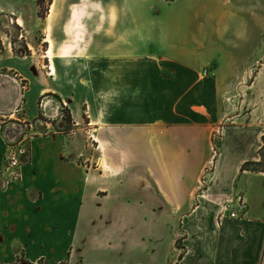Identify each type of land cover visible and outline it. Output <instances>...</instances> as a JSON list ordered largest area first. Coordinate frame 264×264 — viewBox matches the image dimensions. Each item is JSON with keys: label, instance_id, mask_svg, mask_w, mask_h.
Here are the masks:
<instances>
[{"label": "crops", "instance_id": "obj_1", "mask_svg": "<svg viewBox=\"0 0 264 264\" xmlns=\"http://www.w3.org/2000/svg\"><path fill=\"white\" fill-rule=\"evenodd\" d=\"M6 19L47 46L35 65ZM2 43L0 71L27 79L26 96L61 97L73 114L83 100L91 123L79 110L77 132L96 164L68 157L75 131L32 137L14 179L0 135L1 260L264 264V173L242 170L264 146V0H52L46 19L38 0H0Z\"/></svg>", "mask_w": 264, "mask_h": 264}, {"label": "rangeland", "instance_id": "obj_2", "mask_svg": "<svg viewBox=\"0 0 264 264\" xmlns=\"http://www.w3.org/2000/svg\"><path fill=\"white\" fill-rule=\"evenodd\" d=\"M169 1V0H168ZM6 22L10 24L9 29L4 30L11 38V41L19 42V48H21V51L26 55L27 63L28 61H31L32 65H35V62L38 61V58L40 55L44 54V51H46L45 45H42L40 48L41 51L36 52L33 49L27 45L26 39H22V34L24 33L23 28L18 27L17 23L12 19H6ZM12 31V33L10 32ZM5 41L9 40L5 36V34H2ZM38 41H42L41 36L37 37ZM0 53L4 51L3 43L0 46ZM32 56V58L30 57ZM31 69V68H30ZM35 68H32V73L34 74ZM8 69H2L0 71V76H10L8 77L14 85L18 86V88L15 89L14 96H8L4 95L3 91L8 90L9 87H5L7 83L3 82L0 83V86H3L0 88V135L4 138L6 144H8V150L5 154V162L7 163L8 155L11 153H18L21 164L25 165L29 162V159L31 157V138L32 137H47L50 135L55 134H64L69 135L73 133V131L77 132L79 126L78 121L75 119V114L80 110L83 113V119H81L82 127L86 128L91 123V115L90 110L87 106H84L80 109V103L83 101L81 99L75 98L73 100V110L75 113L73 114V111L69 104H66L63 102L61 97L56 96H44L41 98H33L26 96V92L30 88V83L27 79H24L22 76L13 74L12 72H6ZM15 78L13 80V78ZM4 78V77H2ZM8 79V80H9ZM8 94V93H7ZM62 104H60L61 102ZM29 102V103H28ZM50 104L48 109L46 107L47 104ZM251 105H253V102H251ZM21 110V111H20ZM20 111V113H19ZM76 134H71V137H75L76 139L73 140L71 148L73 149L68 154V157H75L78 163L80 164H96L92 163L88 160V157L91 155L92 149L86 148V145L90 143L89 135L84 131H79ZM26 134H29V137H26ZM91 138V137H90ZM93 140V139H91ZM92 142V141H91ZM216 145H218L219 137L215 140ZM110 150H114L115 148H109ZM214 149L217 152V146L214 145ZM105 154V151L102 152ZM263 157L260 156L259 161H257L259 164L257 166H254L255 169H264V149H263ZM125 167V170H129L130 164L124 163L122 164ZM106 170L107 168L106 164L104 163L102 165ZM211 166V165H210ZM208 170H211L209 168ZM15 179V177H14ZM209 197V200L211 198L210 194L207 195ZM231 208H234L232 206H229ZM226 212V211H225ZM200 211L191 210L188 212H172V220L174 223H177L179 218L183 217V220H193L199 214ZM174 231H176L178 234L180 228H175L173 226ZM202 233V228L200 226L193 227L190 229L188 234L193 239H195V236H199ZM181 234H178L177 237H181ZM182 243V242H181ZM194 242L191 240V244L193 245ZM181 246V245H180ZM22 253H19L16 258H11L7 260H1L0 264H29L24 262H19V260H23ZM38 264V263H35Z\"/></svg>", "mask_w": 264, "mask_h": 264}, {"label": "trees", "instance_id": "obj_3", "mask_svg": "<svg viewBox=\"0 0 264 264\" xmlns=\"http://www.w3.org/2000/svg\"><path fill=\"white\" fill-rule=\"evenodd\" d=\"M169 1H173V0H169ZM52 4V0H38V6H39V16L42 18V19H46L48 13H49V10H50V5ZM263 142H264V137H263ZM263 149H264V146L263 148L261 149L260 151V156L263 157ZM259 163L258 162H247L243 165L242 167V170H247V171H252V172H263L264 173V169H255L253 168L254 166H257ZM25 260H19V262H24ZM29 264H35V263H29ZM38 264H44V261L43 260H40L38 262Z\"/></svg>", "mask_w": 264, "mask_h": 264}, {"label": "built area", "instance_id": "obj_4", "mask_svg": "<svg viewBox=\"0 0 264 264\" xmlns=\"http://www.w3.org/2000/svg\"><path fill=\"white\" fill-rule=\"evenodd\" d=\"M7 162H8L7 169L11 170L12 176L15 177V179H16L17 171L21 166V161H20L18 153L9 154ZM238 207H239V210H237V211H229L228 210V212L230 213L229 218L234 219V220L239 219V214H240V212H242L244 210L245 206H243V204L240 203Z\"/></svg>", "mask_w": 264, "mask_h": 264}, {"label": "bare ground", "instance_id": "obj_5", "mask_svg": "<svg viewBox=\"0 0 264 264\" xmlns=\"http://www.w3.org/2000/svg\"><path fill=\"white\" fill-rule=\"evenodd\" d=\"M56 71L55 67H54V72Z\"/></svg>", "mask_w": 264, "mask_h": 264}]
</instances>
